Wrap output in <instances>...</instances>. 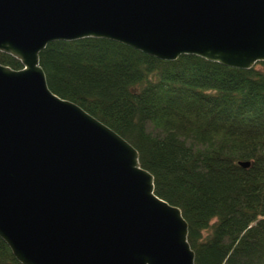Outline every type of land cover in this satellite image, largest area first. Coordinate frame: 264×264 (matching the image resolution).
Instances as JSON below:
<instances>
[{"label": "water", "instance_id": "water-1", "mask_svg": "<svg viewBox=\"0 0 264 264\" xmlns=\"http://www.w3.org/2000/svg\"><path fill=\"white\" fill-rule=\"evenodd\" d=\"M87 38L249 70L264 63V0H0V52L22 66L0 64V238L16 260L194 264L138 152L48 88L40 53Z\"/></svg>", "mask_w": 264, "mask_h": 264}, {"label": "trees", "instance_id": "trees-1", "mask_svg": "<svg viewBox=\"0 0 264 264\" xmlns=\"http://www.w3.org/2000/svg\"><path fill=\"white\" fill-rule=\"evenodd\" d=\"M39 62L53 94L138 152L181 210L194 264H264V63L168 62L94 38L52 42ZM0 64L22 69L1 52ZM0 264H20L1 238Z\"/></svg>", "mask_w": 264, "mask_h": 264}, {"label": "bare ground", "instance_id": "bare-ground-1", "mask_svg": "<svg viewBox=\"0 0 264 264\" xmlns=\"http://www.w3.org/2000/svg\"><path fill=\"white\" fill-rule=\"evenodd\" d=\"M60 42V41H59Z\"/></svg>", "mask_w": 264, "mask_h": 264}]
</instances>
